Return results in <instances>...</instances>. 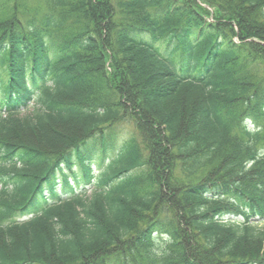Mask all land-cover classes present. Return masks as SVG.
I'll use <instances>...</instances> for the list:
<instances>
[{
    "label": "trees",
    "instance_id": "1",
    "mask_svg": "<svg viewBox=\"0 0 264 264\" xmlns=\"http://www.w3.org/2000/svg\"><path fill=\"white\" fill-rule=\"evenodd\" d=\"M0 264H264V0H0Z\"/></svg>",
    "mask_w": 264,
    "mask_h": 264
},
{
    "label": "rangeland",
    "instance_id": "2",
    "mask_svg": "<svg viewBox=\"0 0 264 264\" xmlns=\"http://www.w3.org/2000/svg\"><path fill=\"white\" fill-rule=\"evenodd\" d=\"M33 6H36V7H41L42 6V3L40 2V4L38 5V4H34ZM32 6V7H33ZM120 129H121V127H120ZM130 130V127H127V129L125 130L126 132L127 131H129Z\"/></svg>",
    "mask_w": 264,
    "mask_h": 264
}]
</instances>
